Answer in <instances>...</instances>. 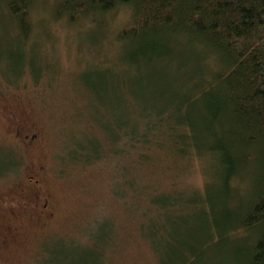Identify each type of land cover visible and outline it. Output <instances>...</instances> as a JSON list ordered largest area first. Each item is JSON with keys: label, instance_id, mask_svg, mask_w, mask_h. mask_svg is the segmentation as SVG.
I'll list each match as a JSON object with an SVG mask.
<instances>
[{"label": "rangeland", "instance_id": "obj_1", "mask_svg": "<svg viewBox=\"0 0 264 264\" xmlns=\"http://www.w3.org/2000/svg\"><path fill=\"white\" fill-rule=\"evenodd\" d=\"M30 7V33L23 40L0 4V168H11L0 174V264H181L176 257L185 242L170 238L171 213L160 214L151 200L184 201L203 191L204 160L172 158L166 147L149 148L148 158L140 159L139 147L133 151L121 138L124 129L141 127L143 117L173 115L171 88L188 91L191 72L216 67L213 54L200 56L202 70L181 65L171 53L154 62L152 72L140 68L139 77L133 67L121 65L116 39L131 19L130 6L75 22L56 17L52 0H33ZM183 41L199 45L194 38ZM118 119L126 122L112 128L121 139L114 146L133 155L111 150L108 133ZM164 131L163 123L159 133ZM88 141L95 148L90 144L86 150L105 154L86 165L70 164V153ZM28 175L39 181L38 189L25 187ZM36 189L41 199L49 198L48 217L31 205L13 208L22 197L30 203ZM186 215L187 208L178 214ZM241 241L207 242L193 256L184 251L183 264H215ZM53 246H60L57 259ZM66 248L90 255L64 257Z\"/></svg>", "mask_w": 264, "mask_h": 264}, {"label": "trees", "instance_id": "obj_2", "mask_svg": "<svg viewBox=\"0 0 264 264\" xmlns=\"http://www.w3.org/2000/svg\"><path fill=\"white\" fill-rule=\"evenodd\" d=\"M32 1L0 0L13 19L15 33L23 40L30 33ZM52 2L54 15H66L71 22L120 5L130 6L131 19L118 29L116 39L122 48L121 65L124 62L138 74L142 67L154 71V62L171 53L181 65L203 70L200 56L207 51L213 54L216 67L203 73L191 72L188 91L182 92L184 86L171 88L172 96L167 101L173 106V115L166 117L162 112L155 120L143 117L141 127L133 125L123 130L122 140L120 132L112 128L118 129L126 121L112 123L108 133L111 150L133 155L139 147L138 157L147 159L149 148L160 151L166 147L172 158L195 156L204 160L207 178L202 193L188 195L184 201L151 200L160 214L171 213L170 238L185 242L176 257L181 264L185 262L184 251L193 256L204 250L207 242L225 244L229 237L242 239L240 247L234 250L236 244L231 245L230 255L215 264H264V0ZM192 38L199 43L196 48L183 41ZM110 78L117 79L113 74ZM116 88H112L114 98ZM163 123L166 131L160 134ZM120 140L133 151L114 146ZM90 144L95 148V142L88 141L78 146V152L72 151L70 164L86 165L105 154L100 148L86 150ZM7 169L11 168L2 166L0 174ZM186 208L189 215L180 218L178 214ZM59 249H50L56 259ZM68 250H64V257L90 255L87 249L72 254ZM74 264L83 263L78 260Z\"/></svg>", "mask_w": 264, "mask_h": 264}, {"label": "flooded vegetation", "instance_id": "obj_3", "mask_svg": "<svg viewBox=\"0 0 264 264\" xmlns=\"http://www.w3.org/2000/svg\"><path fill=\"white\" fill-rule=\"evenodd\" d=\"M33 135L32 137H29L30 140L34 139ZM26 183L25 187H33V188H37L39 185V181L37 179H34L33 176L28 175L26 177ZM29 188V189H31ZM36 190H32L31 195H30V203L25 200L23 197L21 198V201L16 203V206L13 208H19L20 206H33L34 207V212H37V215L40 217H48L49 215L52 214V208L49 204V198L47 196H43L42 199L38 194V191ZM11 212L13 213V210H11Z\"/></svg>", "mask_w": 264, "mask_h": 264}]
</instances>
